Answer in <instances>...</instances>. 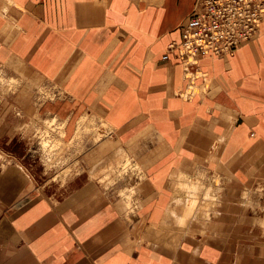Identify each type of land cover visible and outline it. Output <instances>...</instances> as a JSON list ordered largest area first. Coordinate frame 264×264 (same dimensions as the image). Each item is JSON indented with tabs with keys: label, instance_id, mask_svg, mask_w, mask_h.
<instances>
[{
	"label": "crops",
	"instance_id": "1",
	"mask_svg": "<svg viewBox=\"0 0 264 264\" xmlns=\"http://www.w3.org/2000/svg\"><path fill=\"white\" fill-rule=\"evenodd\" d=\"M194 3L0 0V264H264V22L185 91Z\"/></svg>",
	"mask_w": 264,
	"mask_h": 264
},
{
	"label": "built area",
	"instance_id": "2",
	"mask_svg": "<svg viewBox=\"0 0 264 264\" xmlns=\"http://www.w3.org/2000/svg\"><path fill=\"white\" fill-rule=\"evenodd\" d=\"M263 22L264 0H195L180 41L168 45L161 59L179 61L186 74L185 91H191V67L201 59L233 56L257 37Z\"/></svg>",
	"mask_w": 264,
	"mask_h": 264
},
{
	"label": "rangeland",
	"instance_id": "3",
	"mask_svg": "<svg viewBox=\"0 0 264 264\" xmlns=\"http://www.w3.org/2000/svg\"><path fill=\"white\" fill-rule=\"evenodd\" d=\"M5 87L7 91H10V90H13V87L11 85L8 84V82L5 84ZM42 96H45V95H42Z\"/></svg>",
	"mask_w": 264,
	"mask_h": 264
}]
</instances>
